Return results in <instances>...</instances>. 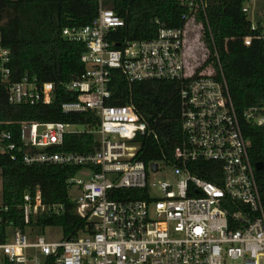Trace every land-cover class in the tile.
Masks as SVG:
<instances>
[{
    "label": "built area",
    "instance_id": "1",
    "mask_svg": "<svg viewBox=\"0 0 264 264\" xmlns=\"http://www.w3.org/2000/svg\"><path fill=\"white\" fill-rule=\"evenodd\" d=\"M93 1L99 7L89 24L61 30L62 39L84 47L82 72L65 83H39L27 76L13 81L11 50L0 36V85L9 104L57 102L63 114L89 113L95 120L94 125L19 121L17 133L6 127L14 123L0 121V154L15 159L18 148L26 165L75 166L89 173L86 181L75 175L68 180L79 189L70 199L87 222L77 237L49 241L43 235L47 227L31 225L63 211L60 205L45 204L39 187L25 192L19 205L24 229L7 217L8 209L0 203V263L264 264V192L217 54L218 75L212 64H205L207 0H179L186 9L181 27L159 24L153 38L126 40L115 47L108 37L124 21L103 7L102 0ZM252 1L245 0L241 8L248 20L245 46L253 40L264 43V11L253 14ZM189 30L204 56L194 63L188 57ZM112 69L129 82L180 83L181 139L172 163L135 159L140 145L134 139L146 133V124L130 104L109 103ZM67 93L73 98L64 97ZM244 116L264 133V105L249 107ZM81 133L94 135L95 150H49L63 145L66 134ZM200 161L219 165L210 171L214 181L193 172ZM161 166L172 169V180L154 179ZM120 190H139L143 198L119 199Z\"/></svg>",
    "mask_w": 264,
    "mask_h": 264
},
{
    "label": "trees",
    "instance_id": "2",
    "mask_svg": "<svg viewBox=\"0 0 264 264\" xmlns=\"http://www.w3.org/2000/svg\"><path fill=\"white\" fill-rule=\"evenodd\" d=\"M245 0H207L204 41L208 49L205 64H212L218 75L217 54L221 75L224 78L239 120L243 136L248 142L251 163H262L255 175L264 192V133L261 127L251 124L244 112L251 106L264 105V43L253 40L243 44L247 35L248 20L241 8ZM102 6L120 16L124 25L112 31L108 39L115 47L126 40H148L155 36L158 25L181 27L186 9L179 0H102ZM98 3L93 0H0V36L2 44L11 50L12 80L24 76L39 83H65L83 70L80 55L83 45L61 38L64 27H82L97 15ZM114 105L130 104L146 124V133L134 141L140 148L135 159L143 162L172 163V153L181 139L180 133V83L176 81L129 82L118 69L111 70L109 83ZM64 97L73 98V93ZM0 121L14 123L18 132L19 121L54 122L67 124H95L85 114H63L59 104L12 105L7 102L6 91L0 85ZM17 141V139L15 138ZM93 134H66L61 146L52 152L89 153L95 150ZM16 158L0 154L2 203L7 207V217L19 221V205L25 192L39 187L43 202L62 206V214L46 215L32 223L38 229L57 226L63 239L77 237L84 230L86 219L75 210L69 197V178L80 167L55 164L26 165L22 162V149H16ZM193 172L207 181H214L211 170L219 165L200 161ZM199 168V169H198ZM119 199H139V190L117 191ZM0 264H11L4 261Z\"/></svg>",
    "mask_w": 264,
    "mask_h": 264
},
{
    "label": "rangeland",
    "instance_id": "3",
    "mask_svg": "<svg viewBox=\"0 0 264 264\" xmlns=\"http://www.w3.org/2000/svg\"><path fill=\"white\" fill-rule=\"evenodd\" d=\"M252 11L253 14L255 13H259L260 11H264V0H253L252 1ZM193 33L191 32V30H189L188 32V37L187 39H190L187 43L188 46V57L191 60L192 63H194V61L197 60H202L203 59V55H200V53L202 52L200 46L198 43L194 42L193 39ZM76 129H82V127L80 126H76ZM112 139H118L117 136H113ZM87 175L89 176V173L87 170H82L79 171L76 175H75V179H83V180H87ZM174 178V174L171 168H167V167H163L161 166V170L158 171L157 174H155L154 179L156 180H163V179H168V180H172ZM79 194V189L75 186L72 185L70 186L69 189V197L72 199H75ZM2 202V197H1V182H0V203ZM44 237L49 240V241H57L59 239H61L62 234H61V229L57 226H49L47 228H45V233L43 234Z\"/></svg>",
    "mask_w": 264,
    "mask_h": 264
},
{
    "label": "water",
    "instance_id": "4",
    "mask_svg": "<svg viewBox=\"0 0 264 264\" xmlns=\"http://www.w3.org/2000/svg\"><path fill=\"white\" fill-rule=\"evenodd\" d=\"M152 168L154 169V170H156V164L155 163H153L152 164ZM254 168H255V170H261V168H262V163L261 162H257V163H255L254 164Z\"/></svg>",
    "mask_w": 264,
    "mask_h": 264
}]
</instances>
